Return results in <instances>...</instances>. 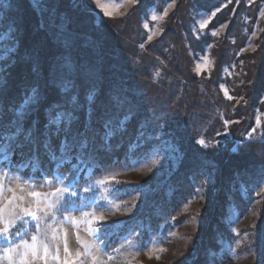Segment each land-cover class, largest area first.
Returning <instances> with one entry per match:
<instances>
[{
  "label": "rangeland",
  "instance_id": "374dc122",
  "mask_svg": "<svg viewBox=\"0 0 264 264\" xmlns=\"http://www.w3.org/2000/svg\"><path fill=\"white\" fill-rule=\"evenodd\" d=\"M60 1L37 0L34 4L32 0H0V91L17 59L30 60L32 69L38 63L46 69L65 53L63 39L70 36L74 62L96 65L98 75L93 79L78 78L71 90L64 93L46 70L33 73L44 83L59 88L63 105L67 106L71 96L76 95L78 107L75 112H84L87 117L84 129L87 140L111 146L124 138L131 139L130 162L94 180L81 192H75L64 181L39 183L0 169V205L16 197L9 206V213L16 205L32 208L39 205L47 210L48 205L59 201L53 209L55 215L49 213L41 221V232L30 230L29 236L24 234L17 239L20 231L28 232L30 223L37 224L35 219L24 215L10 226L7 236H0V264H19L24 251L22 243H33V236L41 245L38 257L43 256L42 245H48L49 264H60L52 257L57 248L61 257L65 255V239L73 254L77 250L84 251L82 241L88 242L96 257L95 264H191L197 256L201 236L209 235L205 230L210 225L213 234L211 236L210 233L209 238L217 240L219 250L213 248L207 253L208 259L198 260L197 264H204L207 260L208 264H264V166L256 165L242 173L235 171L229 178L221 175L214 161L228 143L233 142L235 148L241 139L232 141L230 136L233 127L245 115L242 108L245 100L239 94L240 86L245 83L242 76L248 66L243 54L256 51L260 45L264 29V0H256L260 4L257 19L250 23L253 24L252 30L235 59L230 65L218 68L216 78L224 94L236 99V105L229 114L226 110H219L224 127L218 132L222 142L216 141L215 145L220 144L218 142L222 145H217L215 153L205 151V157L199 162L193 157L185 159L179 148V130L184 131V136L195 137L189 79L194 74L202 78L214 77L217 67L215 49L229 20L221 24L212 23L218 8L189 12L191 35L183 30L184 46L178 47L174 38L171 40L166 35L168 17L175 0L168 1L162 11L153 6L148 12H139L138 15L130 12L137 0H75L73 6L79 7L77 11H70L71 4L63 6L61 11L48 6L57 7ZM246 13L243 14L244 20L251 22L250 15ZM204 21L208 23L201 28ZM247 30L248 27L244 26V32ZM149 46L158 52L152 53ZM167 59L179 68L184 77L166 65ZM263 75L260 78L264 82ZM39 86L20 88L21 104L26 96L31 95L32 88H37L40 94ZM114 93L126 98L122 107L113 101ZM260 101H264V89L261 90ZM20 105L15 109L8 108L4 114V118L5 115L13 116L8 126L15 133ZM34 108L35 105H30L25 117ZM263 128L264 109L257 108L246 137H256L258 130ZM109 131L113 132L111 137L107 136ZM195 139L203 140L208 146L203 135ZM16 140L12 138L0 151L6 153L11 142ZM191 160L196 164L194 167H188ZM183 162L187 167L182 173ZM57 189H68V192L53 195ZM33 192L42 195L33 196ZM73 192L75 197L93 195L92 206L79 211L60 212L65 198ZM174 193L181 195L182 201L169 211L167 201L173 198ZM156 195L163 205L152 202L149 205L153 208L152 216L166 218L168 212L170 215L161 227L162 233L149 236L145 246L137 233H131L120 241L114 252H107L97 233L91 231L98 229L97 223L101 224L93 217L103 215L106 221L101 225L113 223V227L127 219L136 220L148 210V203ZM84 213L88 216L85 217ZM38 214L43 215V212ZM149 217L142 215V218ZM155 225L156 222L153 223ZM223 229L226 234L222 233ZM129 230L130 227L126 232ZM17 245L21 247L12 254L10 261L8 249ZM29 258H32L31 253ZM81 259L85 264H93L91 256ZM36 264H43L42 259L37 258Z\"/></svg>",
  "mask_w": 264,
  "mask_h": 264
},
{
  "label": "trees",
  "instance_id": "16d2710c",
  "mask_svg": "<svg viewBox=\"0 0 264 264\" xmlns=\"http://www.w3.org/2000/svg\"><path fill=\"white\" fill-rule=\"evenodd\" d=\"M168 1L172 0H137L130 8V12H136V15H138L139 12H148L149 8L153 6L162 11ZM69 4H71L70 11L73 9L77 11L79 8L77 5L73 6L75 0H61L57 7L50 4L48 6L61 11L63 6ZM259 5L256 0H175V6L168 17L169 26L166 35L171 40L174 38V43L178 47L184 46L183 30L188 31L191 35L189 12L211 11L218 8V14L212 23L221 24L229 20L225 33L218 40L219 46L215 49L217 67L213 72L214 74L216 73L214 77L202 78L194 74L189 79V87L193 95L191 110L195 137L191 139L187 135L184 136V131L179 130V148L184 152L185 159L193 157L198 160L196 162L202 161V157H205L203 155L205 151L215 153L218 150L217 145H222L220 140L222 137H219L218 132L223 129L224 120L219 110H226L227 114H229L233 106L236 105V99L229 98L224 94L219 80L216 78L219 74L218 68L224 64L230 65L235 59L238 50L241 48L240 46L244 44L252 30L253 24L250 25V23H254L257 19V12L260 9ZM245 12L250 15L251 22L244 20L243 14ZM172 24L174 25L173 27ZM244 26H247L249 31L244 32ZM259 43L260 45L256 51L252 53L244 52L243 54L248 66L245 68V77L242 76L245 79V83L240 86L239 94L245 100L244 104H242L245 115L233 127L230 136L232 141L241 137L240 142L235 148L232 145L233 142L228 143L224 147V152L218 153V157L214 159L218 168H220L221 175L224 177L231 178L235 171L242 173L243 170L247 171L256 165L264 166V128L258 130L256 137H246L252 124L254 112L257 108L264 109V101H260V93L264 89V82L260 78V75L264 73V29ZM148 49L155 54L158 52L150 46ZM166 65L176 72L177 75L184 77V74L180 73L179 68L168 59L166 60ZM34 84L40 85L39 102L24 118L23 132L17 134L10 131L8 124L12 121L13 116L5 115L4 118L5 110L10 107H13V109L17 108L21 104L22 99L20 88ZM0 92V111L3 113H0V149L8 144L12 138L17 139L11 142L6 153L0 151V169L4 168L10 173H16L23 178L39 183L64 181L75 192H81L83 187L90 185L94 180L130 162L131 139L124 138L114 145L102 146L85 138L84 129L87 117L84 112L74 113L75 118L69 132L61 130L58 135H52L46 129L45 126L48 123L47 110L57 104L63 105L61 94L56 85L44 83L42 78L35 77L30 60L17 59L8 73L7 81ZM201 135L204 136L208 146L195 141L198 140L195 138H199ZM85 141H87V147H82ZM216 141L221 142L215 145ZM46 144L47 147L45 146ZM183 161L188 162V160ZM191 165L188 163V167H194L196 164L191 160ZM186 167L187 164L183 162L181 166L182 173ZM186 190H184L185 193L187 192ZM179 197L182 196L174 193L173 198L167 201L169 211H171L172 207L181 203L182 198ZM93 198L94 196L89 194H85L83 197L81 195L76 197L73 195L67 196L60 212L68 210L79 211L91 207ZM152 202L163 205V201L159 196H154L148 203V210L142 214L144 217L151 216L149 218H142L141 215L136 220L135 218L127 219L123 224L115 227H113V223L96 224L100 227H98L97 236L102 241V245L107 252H114L120 241L131 233L132 235L137 233L143 246L146 245L149 236L154 237L162 233L161 227L164 226V222L168 221L167 219L170 218V215L168 212L166 218L153 217L151 214L153 208L149 206ZM154 222H156L155 226H153ZM128 227H130V230L126 232ZM30 230L37 233L42 231L41 228H36L35 223H30L28 232L23 233V231H20L21 235L17 239L23 237L24 234L29 236ZM205 231L209 235L201 236V242H199L196 249L197 256L192 260L191 264H197L208 259L209 254L207 253L213 248L219 250L217 240L214 237L213 239L209 238L210 233L211 236L213 234V227L210 225ZM222 233L226 234V230L223 229ZM15 239L13 238L14 241ZM209 242V246H206ZM208 263L207 260L204 264Z\"/></svg>",
  "mask_w": 264,
  "mask_h": 264
},
{
  "label": "snow or ice",
  "instance_id": "6c2138e0",
  "mask_svg": "<svg viewBox=\"0 0 264 264\" xmlns=\"http://www.w3.org/2000/svg\"><path fill=\"white\" fill-rule=\"evenodd\" d=\"M32 2L35 4L37 3V0H32ZM167 13H165L166 15ZM108 15H112L111 12L108 13ZM155 19V17H154ZM208 21H204V23L201 24V28H204L207 25ZM152 37H149V40H151ZM63 45L65 48V53H63L57 60L52 63L51 65H48L46 69H44L43 64L38 63L36 66L33 67V72L39 73L41 70H46L47 75L52 78V81L56 83L60 88L61 91L64 93H68L71 88L75 85L78 78L84 77L87 79H93L98 75L97 66L94 64H77L72 59L71 54V48H72V38L70 36L65 37L63 39ZM39 59V57H38ZM199 71V66L198 69ZM225 92H227V89H225ZM231 98V97H229ZM40 96L37 88H32L31 95L26 96V98L23 100V103L20 105L18 109V127L16 130V133L19 134L23 132L24 125L23 120L26 115V113L29 111V106L37 105L39 102ZM91 100V96L89 97ZM113 101L117 106L122 107L126 103V98L123 97L120 93H114L113 95ZM77 97L76 95H72L71 98L67 101V106L62 104L54 105L52 108L47 110L48 115V123L46 124V129L52 134V135H58L61 130L64 132H69L71 130L72 122L75 118L74 113L77 110ZM229 123V122H226ZM63 125V127H62ZM121 125H123V121H121ZM91 131V129L89 130ZM83 134V133H81ZM31 135V133H29ZM113 135V132L109 131L107 133L108 137H111ZM200 144H204V141H199ZM47 147V144L45 145ZM82 147H87V141L82 145ZM114 179V178H113ZM87 191V189H85ZM64 192H68V189H57L56 194H62ZM33 196H41L42 194L40 192H33ZM71 195H75V193H71ZM16 197H12L9 199L7 204L0 205V236H7L10 231V226L16 222V220L22 219L24 215L30 216L33 219L37 221L36 228L40 229L42 227L41 221L44 219V216H47L49 213H51L53 216L55 215V212L53 209L56 208V204L59 203V201H56L53 204H50L47 206V210L41 209L39 205H37L36 208L32 207H24L21 205H16L15 209L12 210L11 213L8 212L9 206L13 204ZM43 212V215H39L38 213ZM85 217L88 216V213H84ZM93 219L96 222H103L106 221V218L103 215L94 216ZM49 228H51V225H48ZM93 233H97L99 229L93 228L91 229ZM19 234V233H17ZM77 238H79V234L77 233ZM53 239H55V230L53 229ZM33 243L29 244L26 241L22 243V247L24 249L22 256L20 258L19 264H36V259L41 258L43 261V264H49V247L47 244L42 245L43 249V256L38 257V253L40 250L41 245H38L37 243V237H32ZM84 243V251L77 250L74 254L69 251L67 246V241L65 239V246H64V252L65 255L63 257L59 254V249H56V254L52 257L54 260L60 261V264H85V261L81 259L82 257H92L93 264H95L96 257L93 256L91 251V245L86 242L82 241ZM21 245H17L15 248L8 249L9 253V260H12V254L17 251L18 248H20ZM31 253V257L29 258V254Z\"/></svg>",
  "mask_w": 264,
  "mask_h": 264
}]
</instances>
